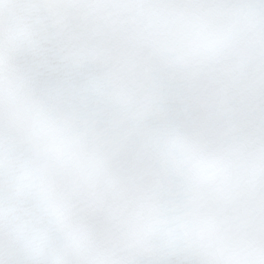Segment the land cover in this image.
Returning <instances> with one entry per match:
<instances>
[{"label": "snow or ice", "instance_id": "obj_1", "mask_svg": "<svg viewBox=\"0 0 264 264\" xmlns=\"http://www.w3.org/2000/svg\"><path fill=\"white\" fill-rule=\"evenodd\" d=\"M0 264H264V0H0Z\"/></svg>", "mask_w": 264, "mask_h": 264}]
</instances>
